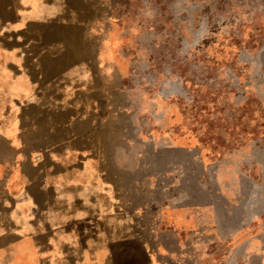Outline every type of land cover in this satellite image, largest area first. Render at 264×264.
I'll list each match as a JSON object with an SVG mask.
<instances>
[{"label":"crops","instance_id":"obj_1","mask_svg":"<svg viewBox=\"0 0 264 264\" xmlns=\"http://www.w3.org/2000/svg\"><path fill=\"white\" fill-rule=\"evenodd\" d=\"M92 8L90 0H0V243L21 242L31 214L34 227L41 226L34 240L43 260L50 247L58 261V249L68 253L74 231L84 230L90 262L106 261L114 244L117 264H171L176 255L144 252L137 234L140 210L123 183L138 184V129L131 112L116 108V90L107 89L113 81L91 75L92 22L99 20ZM232 185L214 193L224 196L221 207L213 193L199 190L204 204H171L167 217L146 209L183 245L191 244L194 253L179 254L181 263L264 264V191L257 192V206L247 205L250 196L235 178ZM239 198L246 201L242 208ZM63 229L67 237L60 238ZM96 247H106L103 259Z\"/></svg>","mask_w":264,"mask_h":264},{"label":"rangeland","instance_id":"obj_2","mask_svg":"<svg viewBox=\"0 0 264 264\" xmlns=\"http://www.w3.org/2000/svg\"><path fill=\"white\" fill-rule=\"evenodd\" d=\"M90 1L99 16L92 22L91 75L113 81L107 89L116 90V108L131 112L138 129V184L123 183L140 210L137 234L148 244L144 252L174 254L171 264H184L178 255L194 253L191 244L183 245L156 214L145 212L148 207L167 217L171 204H204L199 190L224 206V196L214 193L223 195L228 183L234 189V178L250 196L247 205L257 206V192L264 191V0ZM166 146L172 150H157ZM146 175L160 178L154 183ZM238 200L242 208L246 201ZM33 220L28 214L21 242L6 248L0 243V264L118 263L120 247L114 244L106 261H88L84 230L74 231L76 245L68 253L58 249V261L43 247V260L34 240L41 226ZM59 232L67 237L66 230ZM105 248L96 247L97 258H104ZM66 254L74 259L66 261Z\"/></svg>","mask_w":264,"mask_h":264}]
</instances>
